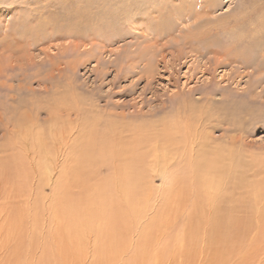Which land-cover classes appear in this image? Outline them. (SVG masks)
<instances>
[{"label": "rangeland", "instance_id": "obj_1", "mask_svg": "<svg viewBox=\"0 0 264 264\" xmlns=\"http://www.w3.org/2000/svg\"><path fill=\"white\" fill-rule=\"evenodd\" d=\"M104 1L0 0V114H2L3 120L6 118L4 120L5 124H8L9 126H7L11 130V127H14L12 124L16 120L14 114L24 119L29 118L31 123L36 126L33 129L40 130L44 134L43 138L46 139L47 137L48 152L46 154L53 153V156H58V163L60 164L32 165V147L27 143H24L23 149L19 148L17 150L21 154L16 152V156H13V165L8 166H10V170L15 169L13 172L14 177H16L15 172L19 169L21 171L20 176L22 174V178L24 176L27 177H25L23 182L28 185L27 187L33 185L34 188L35 184L40 182L41 179L37 199L40 200V205L38 206L42 207L41 211H43V214L38 211L39 217L36 212V216H31L29 219L27 211H22L25 214L24 219V215L20 213L19 215L9 214V216L5 217H8L6 219L8 223L2 226L3 229H0V264H69L72 261L80 264L79 258L81 257L78 256L81 252L80 246L81 244L83 246L85 242L82 233L84 218L90 217L91 212L98 214L97 211L108 212L107 210H110L114 214L117 208L128 210L124 215L120 214L118 218L119 224L127 227L126 235L120 236V240L117 242L114 237L109 241L103 238L104 240L101 244L98 242V244L93 245L94 247L98 246V248L89 261L85 260L86 264H130L128 254L131 248H128V243H124L122 239L125 237V239L131 240L133 234H135L134 240H137L138 232L135 231L138 230L136 228L151 231L149 235L155 236L157 240H162L166 243V246L162 248V246L158 247L157 243L150 242L154 250L158 248L163 253L160 261L155 264H185L187 260H189L187 264L200 262L196 258L195 253H192V246V250H186L183 254H176L168 261L171 251L169 247L175 243L176 239L182 236V233L183 235L187 232L196 234L194 231L197 229H208L206 224L211 223L210 221L214 219V216L201 215L200 211L179 210L176 212L165 205V198L162 194L167 191L164 189L169 187L171 177H175V174H177L175 172L180 171L177 169L178 165H79L77 159L79 158L78 150L84 146L82 142H85V136L87 137V129H89L90 125L92 126L89 118L94 114L93 109L95 108L98 109L95 112L101 115L100 122H102L107 117L104 114V110H108V108L118 102V105H122L120 108H124L127 111L140 108L142 109L141 113L147 114L153 109H162L161 102L165 101V110L158 111V114L155 113L157 115L154 114L155 116H149L147 121L151 122L162 116L170 115L172 111L169 106L172 107V104L178 100V96L182 92H187L192 102H197L200 107H208L213 112H220V110L217 111L219 107H224V111H228V113L232 109H236V112L239 113V117H235L236 121L233 122V116L229 117L231 115L229 113L227 114L228 116L226 115V119L232 123L223 122L221 124L218 123L219 125L216 123V125L213 124V128L208 125L205 133H211L210 142L215 138L212 146H225L228 148L226 151H229V148L235 150L231 152L234 153V163H237V165H225L226 168H229L228 172L230 171L226 175L229 178L231 189L234 190L235 184L242 185L243 198H248L249 196V198H253L256 195L255 192L264 195V93L259 97V100L250 102L247 96L248 92L245 93L243 91L247 89L246 81L248 77L245 75L246 70L239 69L241 76L237 79L233 78V74L231 75L232 77L224 76L220 78L221 73L218 75L217 72L214 80L209 78L207 80L206 75L203 76L198 70L195 75L191 76L187 72L188 64L186 67L176 69L177 72L175 71L172 77H167L166 73L158 70V76H155V79L147 86H145L144 76H142L144 78L139 81V84L135 86V89L130 83L131 80L138 77V74L141 73L140 75H143L142 68L145 67L144 70L147 71L146 59L143 56L144 52H142L144 49L148 48L147 50L149 51V48L153 45L150 50L153 49L152 51L155 53L157 60L163 56L168 59L169 55L176 53L175 50L178 48L175 47L176 44L173 40L177 39L181 46L182 40H193L192 36L196 33L198 34L197 39L201 41L206 39L205 37H209V39L215 38L218 43L222 44L218 45L219 53L223 52L224 47L230 46L232 49H249L251 56L256 55L252 57L253 59H262L264 57V0H106V5ZM116 3L119 4L117 5ZM110 4H113L112 7ZM122 6L124 7L122 8ZM121 10L125 11L122 12ZM197 11H201V14L196 15L195 12ZM81 12L84 16L81 15ZM119 13L125 14H122V17ZM109 14L110 16H108ZM117 14L118 16H116ZM126 17L129 18L126 19ZM210 22H212L211 25ZM145 23L147 24L145 25ZM152 23L154 26L151 25ZM162 25L165 26L163 30L160 29ZM70 29L73 31L83 29L81 40L74 39V35H67V32L71 33ZM105 29L106 31L101 34L102 36H99L100 32H96L97 30L104 31ZM91 30L94 33H91ZM200 33L201 36L205 37H199ZM74 45H79L80 50L74 49ZM208 46L212 48L210 45ZM198 47L201 53H206L207 50L201 45L199 46V42ZM127 48L132 54L126 51ZM75 51H78L77 55ZM80 53L83 54L80 55ZM99 54L100 56H98ZM126 56L130 58H125ZM100 61L103 64H100ZM140 62L142 64L139 66L138 63ZM136 63L138 67L134 68ZM156 64L158 66L155 69L162 68V65H160L162 62H156ZM120 65L123 66V73L120 74L118 72L117 76H115L117 67ZM141 65L144 67H141ZM101 67L107 70L104 71ZM103 71L104 74L102 73ZM178 71L180 74H178ZM252 71L254 76L264 79L263 71H257L260 74H256L255 69ZM99 75L100 77H98ZM124 75L126 76L123 77ZM250 80L253 81L252 77ZM128 85L132 86L128 87ZM144 86L145 89L141 93ZM251 89L253 90L252 84L249 86V91ZM77 99L79 105L77 104L76 106ZM209 101H212V103L209 104ZM86 102H88V105H94L89 107ZM72 104H75V106ZM82 104L83 107L81 106ZM87 107H89V110ZM60 109L62 110L60 111ZM84 109L89 113L88 121H86V117L82 118ZM55 110L58 111L56 112ZM79 110L82 111V114ZM250 111L253 113L249 114ZM221 112L223 111L221 110ZM17 113H20V115H17ZM88 113L84 112V116H88ZM56 116H58L57 120ZM68 120H73L72 126H84V128L73 126V129L71 122H68ZM135 122H140V120ZM228 124L236 125L229 126ZM71 128L74 131H71ZM50 129L55 132H53L55 135L53 141L49 137L48 132H50ZM91 130L90 127L89 131ZM89 131L88 134L91 133ZM8 132L6 134L11 133L10 131ZM69 132L73 134L72 139V134ZM73 137L78 138L75 139L76 142H73ZM64 138L66 142L65 144L63 143L64 149L62 153L56 147L57 144H60L58 141L62 142L63 140L64 142ZM80 141L83 145H81ZM70 144H73L72 150ZM68 149L71 152L68 153L70 151ZM20 150L27 151L23 153ZM46 154L43 153L44 156H42L45 157ZM67 160L68 162H66ZM75 162L77 165H75ZM183 166L185 167L183 170H187V165ZM122 167L127 168L129 170L127 172L132 173L130 176L135 179H137L136 175L141 174L138 181L133 182L134 184L128 185L127 183V190L130 194L124 196V198L118 195L117 187L119 185L114 178V172L117 170L121 171ZM180 168L182 167L180 166ZM161 171L165 172L163 176ZM143 173L144 177L142 178ZM224 175L222 178L226 180L227 177ZM172 186L171 191H174L177 185L174 186L173 184ZM219 187L222 186L219 185ZM16 193L14 192L11 195L12 197L7 203L15 204V206H12L15 212L16 209L21 208L22 210L24 204L27 205V203L23 204L24 199L22 194L19 195L20 191L19 194ZM14 195H16L15 198H18V201L14 198ZM263 195L262 198L264 197ZM113 197L116 201L118 199L115 202V204L118 203L116 207ZM52 202L54 206L68 207V209L71 207L72 209L69 220L67 222L65 220L61 221V219L67 218V216L63 217L58 224L54 222V227L50 225L48 219L51 218L54 221L56 217L53 215L54 213H50L46 209V206L51 205ZM173 204L175 206V203ZM109 205L112 206L110 207ZM21 210L19 211L21 212ZM88 212L89 214L86 216L87 214L85 215V213ZM46 213L47 215H45ZM131 214L134 215V218H131ZM20 215L21 218L19 217ZM248 216V220L255 224L256 222L254 221L257 218L253 215L252 218H250V215ZM130 219H133V221ZM218 219L227 223L225 215L219 216ZM73 224H75L76 231L68 232V228L71 225L73 226ZM61 232H64L63 237L59 235V233L62 234ZM201 232L202 230L198 232L197 238L201 237ZM129 233L131 234L129 235ZM141 233L146 232L143 231ZM260 239L259 237L257 238L258 241ZM59 249H62L61 253L63 252L61 256L59 255L61 253H57L60 251ZM48 252L49 254H47ZM191 254L192 256H190ZM146 256L147 261L150 264L153 263L154 256Z\"/></svg>", "mask_w": 264, "mask_h": 264}, {"label": "bare ground", "instance_id": "obj_2", "mask_svg": "<svg viewBox=\"0 0 264 264\" xmlns=\"http://www.w3.org/2000/svg\"><path fill=\"white\" fill-rule=\"evenodd\" d=\"M105 1H104V4H105ZM134 2L138 3L136 1H134ZM122 3H124V2H122ZM135 3H134V5H135ZM191 3H193V2H191ZM116 4L118 5L119 3H116ZM96 5H97V3H96ZM105 5H103V6H105ZM112 5L113 4H110L111 7H112ZM123 7L124 6H122V8ZM200 7H202V6H200ZM77 8L82 9L79 7H77ZM96 8H97V6H96ZM99 8H100V6H99ZM116 9H118V8H116ZM121 11L124 12L125 10L124 11L121 10ZM76 12H77V9H76ZM126 13L128 14V12H126ZM122 14H125V13H122ZM122 14L119 13L120 16ZM195 14L200 15L201 11H197V12H195ZM71 15H74V14H71ZM81 15H83L82 12H81ZM113 15H115V14H113ZM108 16H110V14ZM116 16H118V14ZM122 17H123V15H122ZM128 18L126 17V19H128ZM123 20H124V18H123ZM113 23H115V22H113ZM146 24L147 23H145V25ZM202 24H203V22H202ZM211 24H212V22H210V25ZM151 25H153V23ZM213 25H214V23H213ZM194 27H195V25H194ZM134 28H135V26H134ZM164 28H165V26L162 25L160 29L163 30ZM150 29H151V27H150ZM70 31L72 34L67 32V35H69V36L74 35V39L81 40L83 29H78V31H73L70 29ZM105 31H106V29L104 31L97 30L96 32H100L99 33V36H100ZM91 33H94L93 30H91ZM201 33H200L199 37L202 38L203 35L201 36ZM197 36H198V34L196 33L195 35L193 34V36H192L193 40H189V41L182 40L181 46L179 45L177 39L173 40L176 44L175 47H178V48L175 50L176 53H171V55H169L168 59H166V57L163 56V57H159L157 60L155 53L152 51L153 49L150 50L153 45L151 47L149 46L150 47L149 51L147 50L148 48L144 49V51H142V52H144L143 56L146 59L147 64L146 63L145 64L147 66L146 67L147 71L144 70L145 67L143 65H141V67H144V68H142L143 70L139 67L142 70L143 75H140L141 73L139 72L140 74L137 73L138 77L130 81V83L134 86V89H135V86L139 84V81L142 80V78H144V77H145V82H146L145 86H147L153 79H155V76H158V73H159L158 70H161V72L163 71L164 73H166L167 77H172V76H174L175 71L177 72L176 69H178V68L181 69L183 67H186V65L189 64L187 66V72L191 76L195 75L196 71L198 70L203 76L206 75L207 80H208V78L214 80V78H216L217 72H218V75H219V73H221L220 78H223L224 76L230 77L233 74V78L237 79L238 77L241 76V72L239 71V69H241L243 71L246 70L245 75L248 77V80L246 81V88L248 90L244 89L243 91L245 93L248 92L247 96L249 97L250 102H255L256 100H259V97L264 93V79H262V78L259 79L258 77L254 76V74H252V73H254L252 70L255 69L256 74H260V72H257L259 70L264 72V57H262V59H260V60L257 58L255 60L252 57H255L256 55L251 56V54L249 53V51H250L249 49H245V50L244 49H232V47H230V46H227V48H225L223 46L224 47V49L222 50L223 52L219 53L218 45L220 46L222 44L218 43V41L215 38L209 39V37L207 38L204 36L206 39H202V41H201L200 39H197ZM206 36H207V34H206ZM210 36H212V35H210ZM181 37H179V38H181ZM198 42H199V46L201 45L203 48H205L207 50L206 53L203 54V52L202 53L200 52V50L198 49L199 48ZM142 43H144V42H142ZM128 44H130V43H128ZM208 45H210L212 48H210ZM65 47H64V49H65ZM74 49H79V45L78 46L74 45ZM127 49H126V51L129 52V49L128 50ZM172 49H173V47H172ZM215 49H218V50H215ZM102 50H105V49H102ZM98 51H100V50H98ZM132 51H134V50H132ZM77 52H76V55L78 54ZM133 53H135V51ZM81 54H83V53H80V55ZM129 54H132V53L129 52ZM98 56H100V54ZM128 57L126 56L125 58H128ZM86 58H87V56H86ZM95 59H94V61H95ZM101 59H102V57H101ZM132 59H133V57H132ZM200 60H201V62H200ZM132 62H130V63L132 64ZM156 62H162V64H160V65H162V68L159 67V68L155 69V67H157L159 65V63H158V65L157 64L155 65ZM99 63L103 64V63H101V61ZM118 64H120V63H118ZM140 64H142V63L141 62L138 63L139 66H140ZM138 65L136 63V65H134L135 66L134 68L138 67ZM96 69L98 70L97 67H96ZM105 70H107V69H105ZM123 70H124L123 66L120 65L119 67H117V70L115 72V76H117L118 72H120V74L123 73L122 72ZM170 70H172L173 72ZM104 71L102 72L103 74H104ZM92 72H94V71H92ZM99 72H101V71H99ZM102 73H99V74H102ZM127 73H129V72L127 71ZM132 73L134 74V72H132ZM145 73H147L148 75ZM178 74H180L179 71H178ZM125 76L126 75H124L123 77H125ZM133 76L135 77V75H133ZM142 76H144V77H142ZM163 76H164V74H163ZM98 77H100V75ZM251 77H252L253 81L250 80ZM185 78H187V77H185ZM188 79H189V77H188ZM143 84H144V82H143ZM206 84H207V82H206ZM251 84H252L253 90L251 89V91H249V86ZM132 85H128V87L132 86ZM145 86L142 88L141 93L145 89ZM123 93H125V92H123ZM178 97H179L178 100L174 104H172V107L169 106V109L172 111V113H170V115L162 116L161 118H158L157 120L151 121V122L147 121L149 116L154 115L158 111H164L165 110V107H164L165 101L161 102L162 109H160V110L153 109V111L151 110L147 114L141 113L142 109H140V108L135 110L134 107H133L134 110L127 111L124 108H120V106H122V105H118L119 104V102H118V103L114 104L112 107L108 108V110H104L105 111L104 114H106L107 117L105 119H103L102 122H100L101 121V119H100L101 115H98V113L95 112L97 109V108H95L96 107L95 106L94 107L95 109H93L94 114L92 115L91 118H89L90 122L92 124V126L91 125L89 126V129L91 127L92 130L89 131V129H87L91 133L88 134V131L86 130V127H85V130L87 131L86 132L87 137L85 136V138H86V139L84 138L85 142H82L84 144V146H83L84 148L80 146L82 149L78 150L79 158H77V159H78L79 165H178L177 169H179L180 171L175 172V173H177V174H175V177H171L169 187L164 189L167 191L163 192V194H162L165 198V202H164L165 205L168 206L169 208H172L176 212L179 210H182V211H189L190 210L191 212L200 211L201 215L205 214V215H208L211 217L214 216V219L210 221L211 223L206 224L208 226V229H197L194 231L196 234H190L187 232V233H184V235H183V233H182V236L179 239L175 238L176 239L175 243L169 247L171 251H170V254L168 256V261H170L171 257L173 258L176 254H179V253L183 254V252L186 250H192L191 249V246H192V248H193L192 253H195V256H197L196 258L198 259V261H200V262H193L192 264H264V199H263L264 197L262 198L263 194L260 195V193L255 192V194H256L255 197L249 198L250 197L249 196L248 198H243L244 197L242 195L243 190L241 189L242 185L235 184L234 190L231 189L229 178L226 175V173L229 174L230 171L228 172L229 168L228 167L226 168L225 165H237V163H234V161H235L234 153L231 152V151H235V150L233 148H229V151H226L228 148L225 146H223V147L222 146L220 147L218 145H216L217 147L212 146V143H213L215 138L212 140V142H210V140L212 138L211 137L212 135H210L211 133L210 132H209V134H207L208 132L205 133V131H206L205 129H207L206 126L210 125L213 128V124L216 125V123L217 124L218 123L221 124L223 122L229 123L230 121H228L226 119V115L229 113L231 114L229 117L233 116V119H234L233 122H234V121H236L235 117H239V113L236 112V109H232V108H231L232 110L229 111V113H228V111H226V112L224 111V109H223L224 107L221 108L218 106L219 108L217 111L220 110V112H215V111L213 112L208 107H202V106L200 107L197 102L191 101V99L189 98V93H187V92H185V93L182 92ZM186 97H188V98H186ZM203 98H204V96H203ZM78 99L76 100L77 102L75 101L76 106L78 104ZM169 99L171 100V98H169ZM83 100H85V99H83ZM90 101H92V100H90ZM218 102H220V101H218ZM79 103H80V101H79ZM87 103L88 102H86V105L90 107L91 104L88 105ZM210 103H212V101L211 102L209 101V104ZM56 104H57V102H56ZM65 104H66V102H65ZM213 104H215V103H213ZM72 105L75 106V104H72ZM93 105H91V106H93ZM81 106L83 107V104ZM54 107H56V106L54 105ZM89 107H87L88 110H89ZM64 108H66V107H64ZM234 108H236V107L234 106ZM67 109H68V107H67ZM77 109H78V107H77ZM77 109H76V111H78ZM61 110L62 109H60V111ZM90 110L92 111V109H90ZM221 110L223 112H221ZM55 111L57 112L58 110H55ZM100 111H101V109H100ZM73 112L75 113V111H73ZM81 112L82 111H80V113ZM84 112L88 113L85 111V109H84ZM84 112H83V116L81 115L82 113L81 114L79 112L78 113L82 116V118L86 117V121H88L89 119L87 120V117H89V113H88V116H84ZM20 113H21V111H20ZM20 113H17V115L18 114L20 115ZM78 113H77V116H78ZM251 113H253V112L250 111L249 114H251ZM157 114H155V115H157ZM14 117L16 118V120H15L14 124H12V125H14V127L12 126L11 127L12 130H11L8 127L9 125L5 124L4 120L6 118H4V120H3L2 114H0V229H3L2 226L4 224L8 223V221H6V219H8V217L7 218H5V217L9 216V214L19 215V213H20L22 215L24 213L22 211H27V215L29 216V219L31 218V216L32 217L36 216V212L38 213V211H40V213L43 214V211H41L42 207L38 206V205H40L39 204L40 200L37 199L38 191H39V188L41 186V179H40V182H37L35 184V188L33 185H30L29 187H27L28 185H26L23 182L25 180L26 176H24V178H22L23 175L21 174V176H20L21 171L18 169V171L15 172L16 177H14L13 172L15 171V169L10 170V166H8V165H13L12 158H13V156H16L17 150H19V148L21 149L22 147H24V145H25L24 143L29 144V146L32 147V156H33L32 157L33 161L31 162L32 165H57V163L59 162L58 161L59 158H57L58 156L57 157L53 156L52 155L53 153L52 154H49V153L46 154V152H48L47 137H46V139L43 138L44 134H42L40 130H37V129L34 130L33 129V127L35 128L36 126H34L31 123V120L29 118L24 119L22 117L15 116V114H14ZM31 117H32V114H31ZM57 117L58 116H56V120L58 119ZM62 118H63V116H62ZM66 120H67V118H66ZM139 120H140V122H135V121H139ZM72 121L68 120V122H71V126H72ZM43 122H44V120H43ZM43 122H41V123H43ZM75 122H78V121H75ZM87 123H89V122H87ZM230 123H232V122H230ZM60 124H59V126H60ZM228 125L231 126L232 124H228ZM235 125L236 124H233L232 126H235ZM50 126H52V125L50 124ZM73 126H76V125H73ZM40 127H41V125H40ZM67 127H68V125H67ZM79 127H81V126H79ZM79 127H77V128H79ZM64 128H65V126H64ZM77 128H76V130H77ZM81 128H84V126H82ZM73 129H74V127H73ZM7 130L10 131L11 133L6 134L8 132ZM71 131H74V130H72V128H71ZM82 131H84V130H82ZM53 132H52V129H50V132H48L50 140H52V141L55 139V135H54L55 132L54 133ZM70 134H72V133H70ZM81 135H83V134H81ZM13 136H14V138L12 139ZM72 136H73V134L71 135V139H72ZM61 137H64V136H61ZM76 138L77 137L74 138L73 142H76L75 141ZM233 139H234V137L232 138V141H233ZM55 141H58V140H55ZM58 142H60V144H57L56 149L59 148V150H61L63 153V149H64L63 143L65 144V142H66L65 138H64V142H63V140H62V142L61 141H58ZM55 143H57V142H55ZM80 143H81V141H80ZM82 143H81V145H83ZM66 145H64V146H66ZM72 145L73 144H70L71 150H72ZM51 146H53V145H51ZM14 150H15V152H14ZM68 150H70V149H68ZM71 150L68 151V153L71 152ZM20 151H23V150H20ZM25 151H27V150H25ZM25 151H23V153ZM66 152H65V154H67ZM43 153L46 154L45 157H43L44 156ZM18 154H21V153H18ZM66 159H67V157H66ZM239 159L242 160L241 158H239ZM60 160H62V159H60ZM60 162H63V161H60ZM66 162H68V160ZM75 165H77L76 162H75ZM179 165L182 168H180ZM183 165H187L186 166L187 170H183V168H185ZM32 168H34V167L32 166ZM127 171H129L127 168L122 167L121 171L117 170L114 172V174H115L114 178L116 179V182L119 185V187H117L118 192H119L118 195H120L121 198H124V196L130 194L129 191L127 190L128 189L127 183H128V185L134 184L133 182L138 181V179L141 177V174H138V175H136L137 179H135L134 177L130 176V175H132V173H128ZM164 173H165L164 171H161L162 176ZM223 175L225 177H227L226 180L222 178ZM39 176H38V178H39ZM143 177H144V173L142 175V178ZM146 180L149 181L148 179H146ZM173 184H174V186L177 185V187L174 189V191H171ZM219 185L222 187H219ZM19 191H20V194H19ZM14 192H17L16 194H19V195L22 194V197L24 199L23 204L27 203V205L26 204L23 205L24 210H23V208H22V210H21V208L20 209L15 208L16 209V212H15L14 207H12V206H15V204L14 205H12L10 203L7 204L9 202L8 200L12 197L11 195H13ZM15 196L16 195H14V198H15ZM113 196H115V195H113ZM260 196H261V198H260ZM15 199L18 201V198H15ZM113 200H114V197H113ZM119 200H121V199H119ZM117 201H118V199H117ZM117 201L114 200V204ZM10 202H11V200H10ZM17 203H20V202H17ZM173 203H175V206ZM21 204H22V202H21ZM117 204L118 203L115 204V207ZM20 206H22V205H20ZM109 206L111 207L112 205H109ZM36 207H38V208L36 209ZM46 209L48 212L50 211V213H54L53 215L56 217V219L54 221L51 218L48 219V222H50V225H52L53 227H54V222H57V224H58L59 220L63 217H66V216H67V218H63V219H61V221L65 220L67 222L69 220V217L71 214L70 211H72L71 207H69V209H68V207L62 208L59 206H54L53 202L51 205L50 204L47 205ZM19 210H21V212ZM111 210H113V209H111ZM107 211L108 212L97 211L98 214L95 212H91L90 217L84 218V223L82 224L83 225L82 233H83L85 242L83 243V246H82V244L80 246L81 252L78 255L79 257H81V258H79L80 264H86L85 260L89 261L90 258L92 257V254L95 253L98 246L94 247L93 245L98 244V242L101 244L104 239L109 241V240L113 239L112 237L116 238V242H117L120 240V236L126 235L127 227L122 226L123 224L122 225L119 224L120 222H118L119 221L118 218L120 217L119 216L120 214L124 215L125 212H127L128 210H121L120 208H117L115 210L114 214L110 210H107ZM88 214H89V212L85 213L86 216H88ZM21 215L19 216L20 218H21ZM23 215H24V217H23V219H24L25 214H23ZM45 215H47V213ZM221 215H225L227 223L222 222L221 220L218 219V217ZM235 215H236V217H235ZM248 215L251 216L250 218H252L253 216H255L257 218L256 221L253 220L254 222H256L255 224L251 223V221L248 220V217H249ZM131 216H132L131 218H134L133 214H131ZM38 217H39V213H38ZM83 217H84V215H83ZM240 218H243L244 220L240 219ZM15 219H16V216H15ZM130 220L133 221V219H130ZM106 222H108V223H106ZM126 224H127V222H126ZM70 227L68 228V232L72 231V230L76 231L75 224H73V226L71 225ZM64 228H67V227H64ZM129 230H131V229H129ZM136 230H138V231H135V232H138L137 233L138 234L137 240H134L135 234H133V237L131 240H129L128 238L125 239V237L122 239L124 243H128L127 244L128 248H131V250L128 254L129 263L130 264H134V263H136V264H150L147 261L146 255H153L154 256L153 257L154 261L151 264H155V263L159 262L163 253H161L158 248L154 250L152 248L150 242L157 243L158 247L162 246V248L166 246V243L163 242L162 240H157V238L155 236L149 235V232H151V231L144 230V229L140 230L137 228H136ZM200 230H202L201 237L197 238L198 232H200ZM143 231H145L146 233H141ZM0 232H1V230H0ZM64 232H61L62 234L59 233V235H61L63 237ZM131 233H129V235ZM118 234H121V235H118ZM258 237H259V239L261 238L259 241L257 240ZM48 240H49V238H48ZM127 240H129V241H127ZM50 243H51V241H50ZM196 244H197V247H196ZM198 244H200V245H198ZM59 250L60 251H58L57 253H61L62 249H59ZM62 253L59 255L61 256ZM47 254H49V252ZM190 256H192V254ZM58 258H62V257H58ZM186 258H190V257H186ZM188 261L189 260H187V262H185V264L189 263ZM69 264H76V263L74 261H72Z\"/></svg>", "mask_w": 264, "mask_h": 264}]
</instances>
